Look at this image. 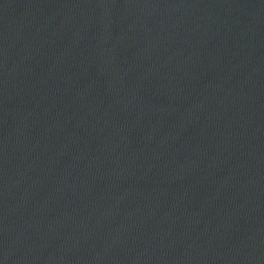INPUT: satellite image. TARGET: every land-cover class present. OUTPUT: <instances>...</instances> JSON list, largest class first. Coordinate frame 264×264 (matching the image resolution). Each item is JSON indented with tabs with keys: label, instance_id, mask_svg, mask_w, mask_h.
I'll return each mask as SVG.
<instances>
[{
	"label": "water",
	"instance_id": "1",
	"mask_svg": "<svg viewBox=\"0 0 264 264\" xmlns=\"http://www.w3.org/2000/svg\"><path fill=\"white\" fill-rule=\"evenodd\" d=\"M0 264H264V0H0Z\"/></svg>",
	"mask_w": 264,
	"mask_h": 264
}]
</instances>
